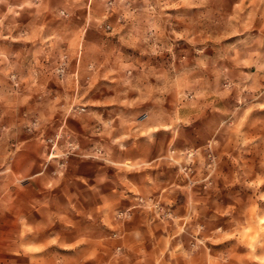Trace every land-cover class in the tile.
Here are the masks:
<instances>
[{
	"label": "rangeland",
	"instance_id": "rangeland-1",
	"mask_svg": "<svg viewBox=\"0 0 264 264\" xmlns=\"http://www.w3.org/2000/svg\"><path fill=\"white\" fill-rule=\"evenodd\" d=\"M0 264H264V0H0Z\"/></svg>",
	"mask_w": 264,
	"mask_h": 264
}]
</instances>
